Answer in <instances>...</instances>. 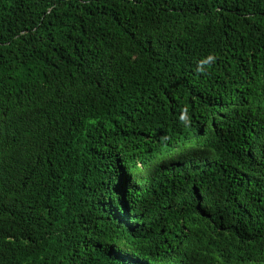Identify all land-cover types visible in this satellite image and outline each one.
Here are the masks:
<instances>
[{
    "label": "trees",
    "instance_id": "obj_1",
    "mask_svg": "<svg viewBox=\"0 0 264 264\" xmlns=\"http://www.w3.org/2000/svg\"><path fill=\"white\" fill-rule=\"evenodd\" d=\"M0 264H264V0H0Z\"/></svg>",
    "mask_w": 264,
    "mask_h": 264
}]
</instances>
